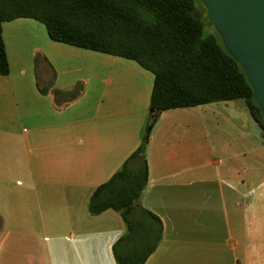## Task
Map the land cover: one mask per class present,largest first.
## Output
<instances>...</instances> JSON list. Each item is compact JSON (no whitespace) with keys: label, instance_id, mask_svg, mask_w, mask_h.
Returning a JSON list of instances; mask_svg holds the SVG:
<instances>
[{"label":"crops","instance_id":"obj_1","mask_svg":"<svg viewBox=\"0 0 264 264\" xmlns=\"http://www.w3.org/2000/svg\"><path fill=\"white\" fill-rule=\"evenodd\" d=\"M0 264H118L121 213L90 200L146 139L154 75L138 63L3 24ZM85 86L64 109L40 93ZM243 101V100H242ZM141 206L164 225L145 264H264V137L239 100L162 112L147 144Z\"/></svg>","mask_w":264,"mask_h":264},{"label":"trees","instance_id":"obj_2","mask_svg":"<svg viewBox=\"0 0 264 264\" xmlns=\"http://www.w3.org/2000/svg\"><path fill=\"white\" fill-rule=\"evenodd\" d=\"M32 19L51 40L132 60L154 77L146 139L123 168L94 192L90 213H121L126 235L113 247L118 264H145L163 239L160 218L144 209L149 180L147 144L162 112L243 100L264 137V115L242 66L226 50L200 0H0V75L10 74L3 24ZM210 24V25H208ZM56 73L40 93L64 109L85 92L55 87ZM3 220L0 218V230Z\"/></svg>","mask_w":264,"mask_h":264},{"label":"water","instance_id":"obj_3","mask_svg":"<svg viewBox=\"0 0 264 264\" xmlns=\"http://www.w3.org/2000/svg\"><path fill=\"white\" fill-rule=\"evenodd\" d=\"M226 50L242 66L264 115V0H200Z\"/></svg>","mask_w":264,"mask_h":264},{"label":"rangeland","instance_id":"obj_4","mask_svg":"<svg viewBox=\"0 0 264 264\" xmlns=\"http://www.w3.org/2000/svg\"><path fill=\"white\" fill-rule=\"evenodd\" d=\"M208 25H210V24H208ZM240 101V103H243L244 101H242V100H239Z\"/></svg>","mask_w":264,"mask_h":264}]
</instances>
